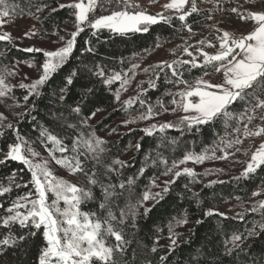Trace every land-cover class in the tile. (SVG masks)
Returning a JSON list of instances; mask_svg holds the SVG:
<instances>
[{"label": "trees", "instance_id": "16d2710c", "mask_svg": "<svg viewBox=\"0 0 264 264\" xmlns=\"http://www.w3.org/2000/svg\"><path fill=\"white\" fill-rule=\"evenodd\" d=\"M71 2L72 0H8L10 5L15 6V14L10 13L9 15L10 29L16 33L32 30L39 38L56 41L62 45L63 42L59 38L70 39V33L76 29L72 10L60 9L59 5H67ZM37 5L41 7L47 5V7H43L42 11L37 12ZM53 8H56L57 11L53 12ZM208 15V10L200 9L198 13H194L188 18L187 24L192 26L193 23L208 18ZM186 28L180 21L173 19L172 26L160 23L152 26L146 34L129 33L121 36L107 30L101 31L97 37H91L89 32L81 34L77 39L72 59L41 89L42 95L39 98H30L25 104L23 101V96L27 94L25 89L18 86L13 87L9 92L15 101L16 110L12 107L10 110L8 109L7 120L9 121L0 127V131L3 132V136H0V160L4 159L8 145L16 142L15 131L6 127L9 123L14 128L18 127L22 136L45 150L40 138L41 127L47 128L62 138L69 147H71L72 138L80 133L85 136L91 133H94L95 136L101 134V139L105 142L103 145L105 152L101 154L102 163L97 164L89 158L85 164L86 169L95 170L104 183L109 182L110 176L111 182L118 184L120 179L136 178L139 169L145 167L146 171L135 179L133 185L131 200L133 204H136L145 190H149L151 193L162 192L165 186L164 181L172 180L173 174H163L165 166L157 159V153L166 158L171 166L172 161L181 159L185 151L200 152L205 147H211L220 137L228 136L225 135L224 126L220 121H217L215 125L202 126L200 132L195 130L190 133L185 132L183 136L175 129L167 130L166 135L169 140L175 138L178 141V145L173 150L168 141H164V144L161 145L159 133L146 136L141 131L151 124L178 121L175 116L179 109L175 112L171 111L176 106L171 103L173 97L167 93L180 91L181 84L166 83L163 73L156 81L155 89L149 88L148 81L154 79V71H158L155 66L159 62H155L154 57L164 50L167 43L176 42ZM86 38L91 39L95 49L94 53L84 52L81 54ZM157 44L160 46L156 47ZM43 59L40 53H28L12 42L0 41V70H11L17 64H31L39 76L38 68ZM133 64L139 65L134 70V75L129 71ZM98 65L105 69L106 74H111L113 71L122 74L127 72L130 81L134 82L138 89L135 96L143 89H147L142 98L154 106L157 104V100H160L168 111L157 106L154 111L160 112V115L154 116L150 120L137 121L125 126L124 121L146 112V106L140 107L137 103L127 111L122 110V101L115 102L113 95L119 87V83L110 87L104 86L102 80L93 75ZM185 68L188 69L190 66H185ZM73 69H77L79 74L74 79L73 85L69 86L65 94L66 99L61 101L59 88L63 86L64 78ZM145 69H149V71L145 72ZM211 69L209 67L208 69L185 70L183 79L190 82L202 76L204 71L208 72ZM168 74L171 76L170 71ZM88 89H92V92L89 93ZM54 92L56 95H53ZM33 104H35L34 109L32 108ZM77 104L81 107L79 115L72 111ZM97 108L101 111L97 112L94 118L82 124V119ZM230 110L238 113L242 111V106L236 104ZM24 113L28 114L24 115ZM69 124L75 125V127L69 128ZM234 127L235 121L228 129L229 135L232 134L231 128ZM137 144L141 145L139 150L136 148ZM48 147L50 148L51 144ZM232 153L234 155L230 156L227 163H224L225 159H219L216 166L204 169L205 171L199 170V168L194 171L195 179L209 177L210 181L197 188L195 179L193 181V178L181 175L175 180V183L170 185V191L164 194L163 199H150L144 202L143 207L137 208L135 227H133L131 217L124 224L118 225L128 242L126 252L122 257L123 264H264V231H260L258 228L256 234L242 244L243 252L234 249L231 254H228V249L233 248L232 234H246L247 229H252L254 224L261 222V212L264 210L255 213L251 210L245 211L240 214L243 215V220L238 215L226 213H223L224 216L205 215L209 209L221 213L218 211V206L224 201L235 200L237 197H239L237 200L248 199L264 180V166H261L257 173L251 175L250 178L241 177L242 172L238 171V168L241 167L246 156L240 151H236L235 148ZM56 155L60 154L56 153ZM116 159L125 164L120 169L119 177L114 173L107 172V165ZM227 165L229 166L227 167ZM181 169L182 165L174 171ZM13 171L17 173L16 182L23 184L30 180V173L25 166L18 162L7 161L0 165V183L7 186L8 181L12 179L10 173ZM72 176L78 186L90 187L83 175ZM21 177L22 179H20ZM237 177L241 178L236 179ZM153 179L158 187H151ZM212 181H222L223 183L217 182L209 186ZM30 190H33L31 184L27 188H14L11 194L0 197V203H3L6 208L17 195H22ZM93 192L96 200L82 205V209L85 211H99L98 202L102 198L101 191L99 187H95ZM125 203L124 196L116 199L118 207L114 208V211L118 218L119 210L125 206ZM144 208H150L151 211L145 215ZM4 214V209H0V216ZM178 219H186L187 223L183 224L182 231L178 233L176 245L158 244L159 241L170 237L175 227L180 226L176 224ZM198 221L202 222L198 223ZM170 223L173 225L171 234L169 232ZM26 231L28 230H21L18 226L13 228L16 236ZM7 232L8 229L0 227V238H3ZM108 243L114 244L115 241L113 238H109ZM42 245V234L38 232L35 237H30L15 247L7 248L0 255V264H37ZM153 247L156 248L155 252L152 251ZM161 257H166V259L161 260Z\"/></svg>", "mask_w": 264, "mask_h": 264}, {"label": "snow or ice", "instance_id": "6c2138e0", "mask_svg": "<svg viewBox=\"0 0 264 264\" xmlns=\"http://www.w3.org/2000/svg\"><path fill=\"white\" fill-rule=\"evenodd\" d=\"M105 2L108 4L115 3L121 10L112 11L108 15H96L98 7L103 10ZM43 7H47V5H43ZM43 7L37 5L36 11H42ZM163 7L168 11L167 15L164 13L149 14L146 10H142L138 5L133 4L131 0H72L67 5H59L60 9L72 10L76 30L70 33V39L65 40L64 37H60L59 39L63 43L55 50H44L38 47L24 49L28 53H40L44 58L38 68L40 73L38 78L31 83L19 84V87L25 89L27 93L23 96L24 103L26 104L30 98L36 99L42 95L41 89L72 59L76 50L77 39L83 33L89 32L91 37H97L103 30L121 36L129 33L146 34L152 26L160 23L172 26L173 19L180 21L189 32L192 31L187 20L194 13L199 12L196 0H169ZM52 11L55 12L57 9L53 8ZM231 12L237 13L241 20L253 21V28L247 34L239 36L223 31L222 35L217 37L219 46L215 53L205 51L203 46L215 48L216 44L211 41L200 40L197 42L200 47H197L195 52L189 50L191 46L184 47L183 52L190 59H176L171 62L161 61L155 66L158 71H154V79L148 81L149 88L155 89L157 87L156 81L160 79L161 73L164 74L166 83L184 84L183 90L167 93L173 97L171 103L176 106L171 111L175 112L180 109L184 115L174 123L151 124L141 129L146 136L159 133L161 145L164 144V141H168L174 150L178 141L175 138L169 140L166 135V131L171 129L179 131L183 136L185 132L190 133L193 130L200 132L202 126L215 125L217 121H220L224 126L225 135H229L228 129L235 121L237 125H243L245 137L264 134V126H257L255 130L249 129V124L257 118L258 112L260 113L259 118L264 120V10H246L242 13L238 7H233ZM10 13L15 14V6L10 5L8 0H0V27L7 23L3 18L8 17ZM56 34L58 35V33ZM28 35L25 33V36ZM32 35H36V33L33 32ZM11 40L10 33L0 34V41L11 42ZM159 46V44L156 45V47ZM94 51L91 39H84V48L81 50V54L84 52L94 53ZM199 57H202V60ZM31 66L29 64V67ZM185 66H190V68L186 69ZM138 67V64H133L129 71L133 72L134 75V70ZM209 67L217 73H222L221 83H212L200 77L196 79L194 85H189L183 79L185 70L190 71L191 68L208 69ZM144 71L147 72L149 69ZM169 71L171 76L168 74ZM78 74V70L73 69L64 78V84L59 88L61 101L66 99L65 94L69 86L73 85ZM7 75L15 76L16 73L14 71L9 72L7 69L0 72V97H5L12 91V87L6 83ZM93 75L100 78L104 86L110 87L118 82L119 87L113 95L114 101L120 102L121 91H127V85L130 82L127 72L122 74L113 71L111 74H106L105 69L98 65ZM203 75L207 76L208 72L204 71ZM25 79H27L26 76ZM146 91L147 89H143L137 96L122 102V110L124 111L137 103L140 107L146 106V112L124 121L125 126L137 121L150 120L154 116L160 115V112L154 111L157 106L168 111L160 100H157V104L154 106L143 99L142 96ZM88 92L91 93L92 89H88ZM53 95L56 93L54 92ZM236 104L242 106V111L237 113L230 110ZM32 108H35V104L32 105ZM72 111L79 115L81 113L79 104ZM99 111H101L99 108L92 111L82 119L81 123H86L87 120L94 118ZM27 114L24 113V115ZM3 119L5 117L0 114V120ZM6 127L15 131L16 142L8 145V151L4 159L0 160V165L7 161L18 162L25 166L30 173V180L23 184L16 182L17 173L13 171L10 173L12 179L8 181L7 186L0 183V197L11 194L14 188H27L29 184L32 185L33 190L17 195L6 208L3 203H0V209H4L5 212L3 216H0V227L8 229L7 234L0 238V255L7 248L15 247L30 237H35L39 232L42 234L43 245L39 250L37 264H123L122 257L126 252L128 242L118 225L124 224L131 217L133 227H135L137 208L143 207L144 202L150 199H163L164 194L170 191V185L175 183V180L181 175L191 177L194 181L196 173L193 168L183 167L179 171H174L180 165H186L188 162L203 164L206 160L227 159L229 155H234L228 149L242 143L238 136L232 140L220 137L211 147H205L200 152L185 151L181 159L172 161L171 166H169L166 158L157 153V159L165 166L163 174H173V179L164 181L165 186L162 192L151 193L149 190H145L142 197L137 200L136 204H133L131 202L133 185L135 179L144 174L145 167L139 169L136 178L120 179L118 184H113L109 176V182L104 183L95 170L85 168L89 158L97 164H101V154L105 152L103 147L105 142L96 137L94 133L87 136L80 133L72 138V144L69 147L62 138L47 128L41 127L40 130L41 143L45 146L49 156L57 165L67 169L71 175H83L90 185V187L84 188L54 175L48 167L47 160H36L40 154L34 150L31 142L20 134L18 127L14 128L11 123ZM68 127L74 128L75 125L69 124ZM240 131L239 126L231 128L232 133H240ZM0 136H3L2 131H0ZM49 144H51L50 148L48 147ZM140 147V144L136 145L137 150ZM217 151L222 152L223 155L217 156ZM236 151H240V149L237 148ZM56 153L60 155L57 156ZM124 166V162L118 159L113 160L110 165H107V172L114 173L119 177L120 169ZM261 166H264V143H261L251 154L241 177L250 178L251 175L257 173ZM217 182L223 183L222 181H212L209 186ZM95 187H99L101 191L102 198L98 202L99 211H85L82 209V205L96 200L93 192ZM151 187H158L154 179L151 181ZM50 194L52 199H50ZM260 194V191L252 193L253 196ZM121 196L125 197L126 203L123 208H120L118 218L114 208L118 207L116 199ZM259 210H264V201H260L258 205H253L251 208L253 213ZM149 211H151L150 208H144L145 215ZM216 214L224 216L223 213H216L214 209L205 212L206 216ZM238 216L241 220L244 219L243 215L238 214ZM261 216V222L254 224L252 229H247L246 234H232L233 248L228 249V254H231L234 249L243 252L242 244L244 241L255 235L257 228L264 231V211L261 212ZM200 222L202 221H198V223ZM185 223H187L186 219L176 220L177 225ZM14 226L28 231L16 236L13 232ZM172 227L173 225L170 223V234ZM109 238H113L115 243L109 244ZM171 243L175 246L176 240L172 239ZM152 251L155 252L156 248L153 247ZM165 259L166 257H161V260Z\"/></svg>", "mask_w": 264, "mask_h": 264}, {"label": "rangeland", "instance_id": "374dc122", "mask_svg": "<svg viewBox=\"0 0 264 264\" xmlns=\"http://www.w3.org/2000/svg\"><path fill=\"white\" fill-rule=\"evenodd\" d=\"M133 4H136L139 6L140 9L146 10L149 14H158V13H164L168 14V11L164 9V5L169 2V0H131ZM197 7L200 10V7L202 6L203 9H206L209 11L208 18L202 21H198L192 24L191 28L192 31L189 32L186 28L185 32L180 36V38L174 42V43H167L164 50L160 52L156 57H154L155 62H161V61H167L171 62L173 60L179 59L183 57L184 59H190L184 52V47L191 46L189 48L190 51H194L197 47H200L198 45V41L200 40H206L211 41L214 44H216L215 48L207 47L206 45L203 46L204 50L209 53H215L218 50L219 41L217 39L218 36L222 35L223 31H228L234 35H242L247 34L254 25L253 21H245L241 20L237 13L231 12V8L238 7L240 11L243 13L246 10L251 11H260L264 10V0H196ZM121 10L119 6H117L115 3L108 4L104 3L103 10H101L99 7L97 9L96 15H108L111 14L112 11ZM211 17V18H209ZM7 21V23L0 27V34H3L5 32L10 33L12 40L11 42L23 49H26L28 47H38L44 50H55L56 48L60 47L61 44L56 41H51L49 39H42L39 38L37 35H32L34 31L28 30L24 33H16L10 29L9 26V16L3 18ZM25 33H28V36H25ZM199 59L202 60V57H199ZM4 70H0V72H3ZM9 72L14 71L16 73L15 76L7 75L6 76V83L10 87H18L20 83H27L32 82L35 79L38 78L35 70L33 67H29V65H22L17 64L14 67H12L11 70H8ZM25 76L27 79H25ZM203 77V79L208 80L212 83H221L222 82V73H217L212 68L210 71H208L207 76H200ZM198 77V78H200ZM196 78V79H198ZM196 79L188 82L189 85H194ZM185 88L184 84L180 85V89L183 90ZM138 92V89L135 87L134 82H129L127 85V91H121V101L127 100L130 97H134L136 93ZM13 108L16 110L15 101L12 96H10V93H8L5 97H0V114L5 117V119L0 120V127H3L6 125L8 116H9V110L10 108ZM9 109V110H8ZM184 113L182 110H178V114L175 116V119H180ZM260 113H257V118L254 119L251 124H249L250 130H255L257 126H264V120H261L259 118ZM99 116L97 115V118ZM168 120V119H167ZM166 120V121H167ZM239 126L241 128L240 133H232L228 136H225V139H235L237 136L242 141L241 144L235 145L232 149H228L230 153H232L233 149H240V152L246 156L245 161H243V164L241 167L238 168V171L243 172L244 168L246 167L247 161L250 159L251 154L259 147L261 143H264V134L260 136H249L245 137L243 135V125H237L235 122V127ZM101 134L97 135L96 137L101 138ZM32 147L34 150H36L40 155L36 158L37 161L40 160H47L48 161V167L53 171L54 175L57 177H61L71 183L76 184L73 176L67 171V169L62 168L61 166L57 165L55 161L49 156V153L47 150H45L41 146H36L34 143L31 142ZM8 151V148H7ZM6 151V153H7ZM247 152V155L245 153ZM5 153V154H6ZM217 156L223 155L222 152L217 151ZM230 156L225 159L224 163L229 162ZM219 163V159L216 160H206L203 164H194L192 162H188L186 165H182L183 167H190L193 168L194 171L199 168V170H203L210 168L212 166H216ZM229 165H227L228 167ZM211 178L209 177H203V178H196L195 183L197 185V188L206 182L210 181ZM254 191H260L261 194L258 196H253L252 194L249 196L246 200H231V201H224L218 206V211L221 213H226L230 215H238L242 214L245 211L251 210L253 205H258L260 201H264V180L259 185L257 189ZM253 191V192H254ZM252 192V193H253ZM50 199H52L50 194ZM184 225L177 226L173 229V232L170 237L167 239L161 240L158 242V244H167L169 246H172V239H175L177 241V235L179 232L182 231Z\"/></svg>", "mask_w": 264, "mask_h": 264}, {"label": "built area", "instance_id": "2783aa9c", "mask_svg": "<svg viewBox=\"0 0 264 264\" xmlns=\"http://www.w3.org/2000/svg\"><path fill=\"white\" fill-rule=\"evenodd\" d=\"M200 9H203V7L201 6Z\"/></svg>", "mask_w": 264, "mask_h": 264}]
</instances>
